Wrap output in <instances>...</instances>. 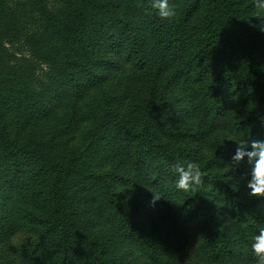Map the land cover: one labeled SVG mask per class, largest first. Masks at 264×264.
<instances>
[{
	"label": "rangeland",
	"instance_id": "1",
	"mask_svg": "<svg viewBox=\"0 0 264 264\" xmlns=\"http://www.w3.org/2000/svg\"><path fill=\"white\" fill-rule=\"evenodd\" d=\"M58 1L46 0L49 6ZM74 1L94 45L76 59L77 68L85 67L80 76H88L87 84L71 90L73 71H55L34 58L27 35L35 33L43 50L59 57L74 56L78 40L60 36L26 0H0V264L62 263L57 255L61 231L45 232L49 168L65 190L71 232L87 239L70 264H146L148 259L152 264H210L198 255L194 233L187 234L180 225L173 228L163 202L151 203L157 193L134 160L140 136L147 134L151 143L167 150L187 152L190 139L185 134L194 137L191 133L200 134L196 127L209 125L205 91L216 79L213 73L205 79V71L202 79H194L190 67L196 69L203 56L215 52L200 39L213 40L215 23L224 27L221 38L234 49V25L209 12V1L204 10L187 14L191 0L171 1L178 10L172 21L161 19L151 0ZM237 1L255 24H264L253 0ZM197 36L201 55L194 52ZM230 68L240 72L238 58ZM216 69L223 68L210 71ZM139 96L147 107L138 104ZM193 104L186 115L184 106ZM115 116L126 127L117 126ZM220 130L207 138L228 128L221 123ZM200 141L197 151L188 153H196V161L208 150L209 142ZM17 159L30 163L22 166V179L11 185ZM135 204L152 207L140 224L128 218ZM176 230L177 241L171 240ZM144 235L154 240L152 245L143 241ZM211 264L255 261L233 258Z\"/></svg>",
	"mask_w": 264,
	"mask_h": 264
},
{
	"label": "trees",
	"instance_id": "2",
	"mask_svg": "<svg viewBox=\"0 0 264 264\" xmlns=\"http://www.w3.org/2000/svg\"><path fill=\"white\" fill-rule=\"evenodd\" d=\"M26 1L60 36L66 40L77 39L75 48L79 49L74 50L76 52L74 56H56L43 50L38 37L31 32L27 35V44L31 55L48 64L55 71H63L67 74L70 73L69 70L73 71L74 79L70 76L71 90L73 87L87 84L88 76H80L85 67L77 68L79 63L76 59L81 54L86 56V52H91L94 42H89L88 34L85 35L82 29L85 21L78 4L74 0H61L55 6H49L46 0ZM171 1L173 0H169V4ZM206 1H209L208 4L211 7L209 12L212 11L221 21H228L234 25L236 40L234 44L236 46L233 49L221 38V35L225 33L224 27L220 29L215 23V30L211 32L215 34L213 40L200 38L202 43L207 45V50L215 49V52L209 54L210 57L207 53L209 58L203 56L201 60L204 61L196 69L190 67L193 69L191 77L194 76V79H202L200 76L202 71H205V79L208 73H213L210 75L216 79L211 90L205 91V115L208 117L209 125L197 130V124L196 128L194 127V132L198 131L200 134L191 133L194 137L185 134L190 139L188 142L190 150L187 152L167 150L158 144L151 143L146 137L147 134L145 137L140 136L137 138V145L140 148H138V154L135 153L134 161L139 163L138 167H144L145 180L161 197L159 202H163L165 212L172 216L173 228L180 225L181 230L187 234L194 233L198 255L206 263L211 264L233 258L253 262L255 257L251 244L259 229L264 227V200L250 199L247 195L249 190L246 185L243 182L238 183L239 178L249 171V166L246 162L233 166L232 156L235 154L237 144L227 140L234 138L245 144L248 143V150H251L252 140H264V33L259 30V26L253 22L249 12L246 8H242L237 0H191L186 5L185 14L188 11L193 13L197 9L204 10ZM78 32H80V36H78ZM205 32L207 30L204 29L203 33ZM199 44L198 40V47L194 52L201 55L202 49ZM211 45H215L216 48H210ZM155 53L160 55L157 50ZM233 58L239 59L240 72L230 68ZM100 61L99 58L94 60L95 63ZM213 67L223 69H216L212 72L210 70ZM65 89L67 91L66 87ZM67 94L71 95L70 92ZM137 102L141 106L147 107L148 105L146 99L144 101L140 99ZM184 108L185 114L188 115L193 111L194 104L185 105ZM113 120L117 126L122 124L116 116ZM221 123L228 128L226 133L223 132L216 138L213 136L207 138L214 131L220 133ZM122 126L126 127L125 124ZM128 131L130 132V130ZM201 139L209 142V144L207 143L208 150L204 154L202 153L201 159L198 160L202 171L206 173L203 178L204 183L197 191L186 193L177 190L175 187L176 176L172 166L177 162L196 161L193 159L196 153L191 156L188 153L197 151L202 143ZM140 149L143 153H140ZM18 163L16 171L11 172V185L22 179V166L26 167L30 162L25 159L15 160V165ZM57 168H60V165ZM49 171L47 175L48 189L45 192V203L48 207L46 220L48 224L45 232L61 231V242L57 255L61 264H70L75 250L83 245L82 241L86 242L87 239L76 237L71 232V221L68 222L65 213V190L62 184L57 181L53 168H49ZM156 202L158 204V201ZM148 208L152 210L150 205L146 207L135 204L130 208L131 212L128 218L132 223H139L141 216L149 213ZM144 231L147 232L146 229ZM178 234L179 231L176 230L173 239L174 231H172L171 240H176ZM44 235L41 236L43 239ZM143 241L148 246L154 242L145 235ZM158 255L154 254L155 257ZM152 261L148 259L146 264H152Z\"/></svg>",
	"mask_w": 264,
	"mask_h": 264
},
{
	"label": "clouds",
	"instance_id": "3",
	"mask_svg": "<svg viewBox=\"0 0 264 264\" xmlns=\"http://www.w3.org/2000/svg\"><path fill=\"white\" fill-rule=\"evenodd\" d=\"M150 6L161 19L172 21L178 16L177 6L170 5L169 0H151ZM252 6L256 10L258 19L264 17V0H253ZM259 30L264 33V24H259ZM227 141L237 144L235 154L232 156L233 166L242 162H246L249 166V171L239 178L238 183L243 182L246 185L250 199L264 200V140H252L251 150H248V143L245 144L234 138H229ZM172 170L176 176L177 190L186 193L197 191L204 183L203 178L206 173L202 171L198 161L177 162L172 166ZM160 199L159 195L153 193L151 203L154 205ZM251 249L255 264H264V227H261L258 234L253 237Z\"/></svg>",
	"mask_w": 264,
	"mask_h": 264
}]
</instances>
